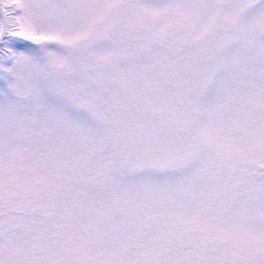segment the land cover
<instances>
[{
  "label": "snow or ice",
  "instance_id": "obj_1",
  "mask_svg": "<svg viewBox=\"0 0 264 264\" xmlns=\"http://www.w3.org/2000/svg\"><path fill=\"white\" fill-rule=\"evenodd\" d=\"M0 264H264V0H0Z\"/></svg>",
  "mask_w": 264,
  "mask_h": 264
}]
</instances>
